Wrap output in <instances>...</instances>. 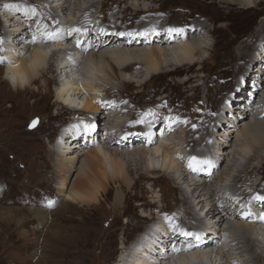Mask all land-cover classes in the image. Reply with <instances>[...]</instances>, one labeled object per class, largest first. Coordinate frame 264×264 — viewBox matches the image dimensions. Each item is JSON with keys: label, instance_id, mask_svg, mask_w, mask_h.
Masks as SVG:
<instances>
[{"label": "rangeland", "instance_id": "rangeland-1", "mask_svg": "<svg viewBox=\"0 0 264 264\" xmlns=\"http://www.w3.org/2000/svg\"><path fill=\"white\" fill-rule=\"evenodd\" d=\"M3 1L4 0H0V8L2 7L1 4L5 6ZM58 1L54 0V3L50 5L54 11L55 8L57 10L61 4V1ZM94 1L95 0L84 1V5L89 8ZM98 1L100 2V0ZM103 1L104 3L101 6L98 4L99 7L97 6L93 12V14L97 13L98 24H96V26L103 27L100 29L102 33H111L110 27L111 25L112 27L114 26V23L111 21L112 19L117 22L119 27L125 28L126 31H130V29L132 30L135 27L137 21L141 20L140 16L142 14H153L155 17L151 25H163L164 31H168L170 28L180 30L182 27L188 28L191 26V32L195 35L196 29L198 28L200 30V28L205 25L204 27L206 29L204 30L202 28L201 34L206 30H209L211 33L208 37L207 35H203L205 37L204 50L195 56L194 61L190 63L186 62V64L180 67L174 68L172 66L171 62L173 59L171 57H165L164 60L166 61H163V63H161L162 67L159 65L157 70H153L151 64L147 63L149 66L145 64L142 68L144 73H140V70H136L134 68L136 64H134L128 72L121 73L123 79H125L122 83L120 80L116 82L113 79L109 69L104 67L105 65L97 66L99 70H103L102 73L99 72L97 76L101 78V76H104L103 74L110 75L104 78H106V80L110 78L111 84L119 85L118 87H114L110 92L114 93L112 96L113 100H119V103H121L119 105L129 106L131 113L133 112L135 114V118L130 122L125 134H134L133 132L141 134L142 129L134 130V128L138 127L140 124V122L135 121H137L139 117H143L149 108L160 110V120L166 115H170V124H173L174 120L176 123L174 127L176 128L178 125L176 129L180 130V132H177L182 133V135L180 136V134L176 133L173 137L168 135L169 143H171V145L180 143V146H182L181 152H183L182 154L184 156L181 153L176 154L177 150L171 148L167 158L176 162V167L172 166V169L176 168L174 169V172H176L174 175L175 177H178L180 174L182 175V171L184 170V173L188 174L190 171L188 166L189 163L194 157H198L196 153L202 155L206 153V147L208 143H210V139L217 143V141H215L216 136L221 140H227L228 138L229 133H225V130L234 124L232 118H228L230 109L228 107L221 108V112H225L227 115L223 113L224 115L221 114L223 119L219 116L217 119L218 121H213L214 113L217 111L219 103L227 94L228 96L231 94V99L233 101L229 104L230 107L231 104H238L239 102L236 103V101H239L237 96L240 93V83L252 73H250V69L257 70V68H263L259 65L260 62H258L257 59L264 51V0H252V6L246 5V2L250 0H243L242 6H238L237 3L233 6L226 1L224 2V0H153L152 2H145L143 7H137L134 2L133 5H131L132 3L130 1ZM23 7H26L27 10L30 8L26 5H23ZM30 10L29 12H33L32 8H30ZM0 14L3 15L2 12H0ZM55 14L61 19H66L67 27H70L72 23L75 25L76 18L80 16V14L78 15L75 13L78 15L76 17L73 10H70V12L67 11L66 17L60 16L58 11H56ZM136 14H140V16H135ZM70 16L73 17V19ZM1 18L3 19V17ZM69 18H71V23L69 22ZM156 18L161 22L157 24ZM1 22L0 45L3 46L4 44L2 41H5L1 39ZM96 26L94 25L93 30L97 28ZM65 29L67 33H69V28ZM122 32L123 31H121V33ZM152 32L157 35L152 29H146L141 34L148 35ZM253 34L255 36H253ZM188 37L189 40H193L192 35ZM185 41L186 40H184V42ZM19 43H15V47H17L16 51L21 53V49L18 48L22 46H18ZM243 43L245 44L243 45ZM177 44L180 47L177 46ZM246 44H252V46L250 45V47L247 48L249 52L246 49L240 53L236 51L237 49H242ZM40 45L44 47L42 43H40ZM56 45L57 44L50 45L51 50L55 51L57 49ZM1 46L0 61L3 60L2 56L4 57L1 52ZM174 46L175 48L173 47L170 49L172 54L176 53L175 55L178 56L183 45L181 42H178ZM32 47L35 48L34 45H31L30 48L27 49V52L21 53L24 55V58L31 56ZM65 47L70 49L72 45L67 44L64 46V49H66ZM60 48L62 49L63 46ZM146 48L150 49L151 47ZM94 49H92L91 52H94ZM158 49L166 50L168 48ZM47 50L44 51L50 52L49 49ZM176 50L178 51L176 52ZM242 55L243 57H241ZM248 55L249 57L245 58ZM59 61L61 60L57 56L53 62L57 71H61V69H57V67H59ZM241 64L246 65L249 73L244 76L240 75V72L236 80L233 76L236 75L237 71L239 72ZM95 66L92 65L90 61L88 62V68L92 67L90 70L96 71L97 68ZM7 67L12 68L14 65L11 63L9 64V61L5 57L3 63H0V213L10 212L13 219L9 224L0 220V264H122L119 262L124 258V255H122L124 248H128L129 251L131 250L128 254L129 257L138 255L137 258H141V255L136 253L137 251H135V249H132L144 238V236L140 234L145 229H153L155 227V223L151 225H149V223L151 219L153 220L159 213L171 215L168 216V218L172 217L178 209H181V207L183 208L182 203H184V197L187 201L189 200L187 203H189L192 212L195 210L193 204L195 196L191 194L189 190L190 184L194 182L191 177V182L175 181L182 192H180L181 190L176 184H167L166 181L160 178L157 180L154 179L158 176L164 177L165 170H168L167 168L170 166L168 161H164L159 155L150 157V161H152L157 172L151 175V178L141 183L136 176L135 178L132 177L137 183L130 192L126 191V193H124V191L122 192L116 189V186L108 184L103 193L97 197V201L93 203L80 205L72 201H68L69 203L65 202L76 177H81L87 172L93 174L86 165L84 166V164H81L83 160L87 159L84 153L92 148H105L104 145L99 146L97 143H94L89 148L82 150L84 156L78 160H82L81 163L79 166L75 164V170L67 175L65 186L61 187V190L59 189L57 182L58 177H55L56 174L52 165V153L56 150L55 146L58 145L59 136L61 131H63V129L58 131L57 127L60 122L64 120L65 116L68 115L67 113L72 110L63 106L62 97L67 93H65L64 89H66V91L73 89L71 86L72 84H84V74L79 73V69L70 68V71L75 74L70 77H65L64 74L69 70H62L61 74H63V76H61V82L58 79L56 80L53 72H49L47 74L48 78H55L56 81L46 86V80L41 79L42 85L47 87V93L45 88V90L43 89V91H41L42 88H37V85H32L30 90L40 91L42 95L29 96L22 88H11L3 72ZM134 72L138 74H133ZM11 77L12 76H10V78ZM96 77H94V79L98 78ZM258 90L248 91L249 94L247 95L253 97L249 102H252L254 97L256 102L258 101L260 97L257 96L260 95ZM58 92L62 93L63 96L60 97L62 94L58 96ZM83 93L85 94L83 97H77L74 94L69 95L68 102H74L73 107L76 113L79 112L84 105L85 98H87L86 95L92 94L87 90H84ZM104 95L105 93L101 94L99 96L101 97L100 99H102ZM58 99L60 102L62 101L63 104L59 102V105H55L54 103ZM240 99L243 100V98ZM140 107L141 109L138 110ZM159 112H157V114ZM104 115L105 113L100 112L99 119L94 125V130L98 132L97 134L99 135H102L101 128L105 122L102 121ZM128 116L129 114L119 117L122 121L125 120V123H127V118L130 117ZM33 120H37L38 123L34 129H29V125ZM157 120L158 118L151 122H157ZM242 120H244V118H242ZM212 121L213 126L217 124V127L215 130L210 131V129H212V126H210ZM235 121L238 122L237 119ZM242 122L243 121L235 123L236 125L230 129L237 130V133L232 136L230 142L227 140V144L229 143V145L220 150L221 156L225 158V167L223 166L219 170V173L226 168L229 162L230 164L238 165L230 173V179L226 181V177H223L220 183L219 177L217 176L213 179L212 173L210 172L208 177L209 179L212 177L211 180L214 181L207 186L212 189L211 191L215 190L213 194L218 193L220 189L224 191L226 187L233 197L238 195L237 197L235 196L238 198V211H243L245 209L244 204L248 202L239 200L242 197L237 193V185L240 186L241 189L243 186L254 184L256 181H261L264 185V161L258 158L255 159L254 156L251 157L250 160L246 151L243 152L241 149L243 146V138L242 135L238 133L244 125V123L240 124ZM164 123L166 124L165 121L159 123L156 128L164 126ZM219 124L221 127L218 128ZM260 125L261 133L264 134V123H260ZM80 129L83 130L82 127H80ZM246 131L248 134H251L249 128H246ZM216 133H218V135ZM56 136L58 137L56 138ZM157 136V142L159 143V141H161L159 132ZM186 136H190L195 144L193 143L192 145L191 143L189 145L185 139ZM71 141L72 140H70V142ZM77 141L78 139H75L72 142ZM215 147H219L218 144L217 146L215 145ZM133 148L134 149L132 150L131 148L129 152L136 149L135 147ZM188 149L193 150L194 153L187 154ZM217 155L220 156V153ZM77 156L80 157L82 155L78 152L76 154V157ZM107 156L109 155L105 154L106 158ZM252 163L253 166L259 169V175L254 176L255 178H242L240 184H236V174L240 173L245 165L248 166ZM101 165L107 172H110L109 160L106 159L104 164ZM158 170L162 171L160 172ZM139 177H143V174L139 175ZM197 179L200 181L199 178ZM197 179L195 181H197ZM202 189H204V187H202ZM261 189L262 187L259 191ZM117 192H119L120 199L115 198ZM218 195L222 196V193L219 192ZM49 202L53 203L51 208L47 207ZM117 202H119V208L115 207V203ZM140 205H142L143 210L141 207L139 208ZM185 207L187 208L186 204ZM34 210H39V213H42L46 217H33L32 212ZM197 210L198 209L195 211ZM141 211H143L144 214ZM234 213L238 214L236 211ZM140 220H146L149 223H142ZM162 221L163 220H161V222ZM237 221H228L226 223L228 226L226 224V227L224 224L221 226V228H225H223L224 232L221 234V237L223 240L225 238V240L221 242L225 244V247L229 245L227 248H233L232 251H228L226 248V254L223 249L219 257H222V259H220L219 262L223 263L226 261V264H229L234 258L230 264H264V256L262 254L264 251V248H262L264 246V238L261 236L259 237L257 234L256 237H253L254 241L256 240L255 243L258 241L257 245L261 247L262 250L256 249L255 246L253 249L250 248L248 245L249 242L245 240L246 237L240 234L242 231L238 230L236 227L233 229V226H235L234 222ZM197 222H199L198 219ZM172 232L175 233V229H173ZM226 234L227 236H224ZM236 235L238 237L240 236L239 238L241 239L243 237L245 243L241 239L237 241ZM238 242L240 243L239 245ZM231 244L233 246H231ZM245 250H247V252ZM240 251L241 253H238ZM255 251L256 253L259 252L256 254L254 253ZM236 253L237 256L234 257ZM246 253L248 254L245 257ZM229 255H233V257H231L232 259H229ZM125 257L128 258L127 256ZM246 258H248L249 261H246ZM207 261L211 263V259L205 257L203 264H210ZM129 262L132 261L128 258L125 264H129Z\"/></svg>", "mask_w": 264, "mask_h": 264}, {"label": "bare ground", "instance_id": "bare-ground-1", "mask_svg": "<svg viewBox=\"0 0 264 264\" xmlns=\"http://www.w3.org/2000/svg\"><path fill=\"white\" fill-rule=\"evenodd\" d=\"M53 1L54 0H4L3 2L5 6L1 4L2 10L0 8V12H2L3 14L2 15L3 19L0 17V20L2 22L1 21L0 22H1V30H2L1 39L4 40L5 42L2 41L4 45L3 46L0 45V46L2 49L1 52L4 55V57L2 56L3 58L2 61H4L6 57V59L9 61V64L11 63L14 65V67L12 68L7 67L3 71L5 78L9 81L11 88L13 89L22 88L23 91L29 96H37L38 94L42 95L40 91L30 90V87L32 85H37V88L39 87L42 88L41 91H43V89L45 88L47 93V87L42 85L41 79L46 80V86L50 85L52 82L55 83L57 79L62 82L61 80V76H63V74H61L62 70H66V69L69 70L64 74L65 77H70L75 74L72 71H70V68L79 69V73L84 74L85 82L83 85H81L80 83H78L77 85L72 84L71 85L73 87V89H71L72 91L71 90L66 91V89H64L65 93L67 92L64 97H62L63 96L62 93L58 92L59 93L58 96L62 94L60 95V97H62V101L64 104L62 103V101L60 102L59 99L56 100L54 103L55 105L57 104L59 105L60 103H62L65 108L67 107L69 109H72L67 113L68 115L65 116L64 120L60 122V124L57 127L58 131L62 129L63 131H61V134L59 136V140L57 143L58 145L55 146L56 150L54 151L52 150L53 151L52 165H53V170L56 174L55 177H58L57 182L59 185V189L65 186V182H67L66 180L68 177L67 176L68 173L75 170L74 169L75 164H78L79 166L82 160L81 161L78 160L79 158L83 157L85 154L87 156V159L83 160L81 164L82 165L84 164V166L86 165L93 173L90 174V172H87L83 174L81 177L78 176L76 177V180L73 181V184L67 196V200L65 202L72 201L73 203H79L80 205L93 203L97 201V197L100 196L101 193H103L104 189L107 188L108 184H112L116 186V189L122 192L124 191V193H126V191L130 192L137 183L136 180L134 181L132 179V177L135 178L136 176L138 181L141 183L142 181L151 178V175H154V173L157 172V169H155L152 161H150V157H156V155H159L160 157L163 158L164 161H168V164L170 166L167 168L168 170H165L166 172L164 173L165 174L164 177L158 176L154 179L157 180L158 178H160L166 181L167 184H176L175 181L177 180L180 182H191L190 180L191 177L194 182L190 184L189 190L191 194L195 196V200L193 203L194 209L195 210L198 209V210L197 211L194 210L192 212L189 203H187L189 200L187 201L186 198L184 197L183 199L185 200H183L184 203H182L183 208L181 207V209H178V211L175 214H173L172 217H169L170 219L168 218V216L171 215H164L159 213L160 215L158 214L157 216L154 217L153 220L151 219L150 223L146 220H140L142 223H149V225L155 223V227L153 229L150 228L145 229L140 234L143 235L144 238L141 241L138 239L140 242L134 246L135 248L132 249V250L135 249V251H137L136 253L141 255V258H137L138 255H135L134 257L133 256L129 257L128 254L130 253L131 250L129 251L128 248H124V251H122L123 252L122 255H124V258L123 260H120L119 263L125 264V262H127V259L129 258V260L132 261L129 262V264H197V263L203 264V262L205 261V257H208L211 259V263L208 262L210 264H226V261L223 263L219 262L220 259H222V257L221 258L219 257L222 254L223 249L225 252V249L229 246L228 245L227 247H225V244L221 242L223 240L221 234L224 232L223 230L224 227L221 228V226L224 224V226L226 227L227 225L226 223L228 221H237V220L240 223L238 221L234 222L235 226H233V229L234 227H236L238 230L242 231L240 234L246 237L245 240L249 242L248 245L250 248L253 249V247L255 246L256 249L258 248L259 250L260 249L262 250L264 246L262 248L258 247L257 245L258 241L255 243L256 240L254 241L253 238L256 237V234L259 235V237L261 236L264 238V220L260 219L261 216H264V202H261L256 199L258 196L264 197V185L262 184V182L256 181L254 184L243 186L242 189L240 188V186L237 185L238 187L237 193L239 194L240 197H242L241 198L242 200L241 199L239 200L242 202L244 201L248 202L244 204L245 209L243 211H238V205H237L238 198H236L238 195L237 196L235 195L236 197L235 196L233 197L226 187L224 191L218 189L219 190L218 193L213 194L215 190L211 191L212 189L210 187L208 188L207 186L209 184H212V181H214L211 180L212 177L213 179H215L218 176L219 183L222 182L223 177H226L225 178L226 181L230 179L231 177L230 173L238 165V164H230V162L229 163L226 162L228 163L226 165V168L219 173V170L225 165V160H224L225 158L221 156L222 154L220 150L227 147V145H229V143L227 144V140L228 142H230L232 136H234L235 133H237V130H230L234 127V125H236L235 123H239L240 121H243L240 124L244 123L242 129L238 133L242 135L243 138L242 139L243 146L241 148L242 151L243 152L246 151V154L247 156L249 155L250 160L251 157L254 156L255 159L258 158L264 161V155H263L264 134L261 133L260 130L261 128L260 123H264L263 121L264 120V51L262 54L259 55V58L257 59L258 62H260L259 65L262 66L263 68L260 67L261 69L257 68V70L250 69V73L251 72L252 73L249 74L246 77V79L240 83V88H239L240 93L237 96L239 98L238 99L239 101H236V103L237 102L239 103L235 105L231 104L230 107L229 104L233 100L231 99V94L229 96L227 94L224 97V99L219 103L217 111L214 113L213 121L217 120L219 116L223 119V116H221V114L223 113L225 114V112L222 113L221 108L228 107L230 109L229 110L230 115L228 118H232L234 124L230 128H227L225 130V133H229L227 140H221L218 138V136H216L215 141H217V143H215L210 139V143H208L206 147V153L204 155L196 153L198 157H194L196 161L201 162V163H196L194 165L196 171H192L190 169L189 173L187 172L188 174H186L184 173L185 172L184 170L182 171V175L180 174L178 175V177H175L174 175L176 174V172H174V169L176 168L172 169V166H175L176 162L171 159H168L167 157L170 153L171 148L177 150L176 154L179 153L182 154L183 152H181L182 146H180V143L173 145L169 143L170 141L168 139V135H171L173 137L175 136L176 133V134H180L181 136L182 133H179L180 130L176 129L178 128V125L176 128L174 127L176 123L173 119H172L173 124H170L171 123L170 115H166L164 118L160 120V114H161V112H159L160 110L149 108V110L143 115V117H139V119L135 121V122H140V124L138 125V127H135L134 130L136 131L142 129L141 134L138 132H133L134 134H130V133L125 134L126 130L129 127L130 122L134 120L135 114L133 112L131 113V109L129 108V106L119 105L121 104L119 103V100H113L112 96L114 95V93H110V92L114 89V87H118L119 85L111 84L110 78H108L107 80L106 78H104L110 75L103 74L104 76H101V78L100 76H97L99 75V72L102 73L103 71L102 69L99 70L97 66L105 65L104 67L105 68L107 67L109 69L113 79L116 82L120 80L122 83L125 81V79H123L121 73L128 72L134 64H136L134 67L136 70H140V73H144L142 71L143 70L142 68L144 67L145 64L147 63L151 64L153 66L152 69L157 70L159 65L160 67H162L161 63H163V61H166L164 60L165 57H171L173 59V61L171 62L172 66L174 68L180 67L186 64V62L190 63L194 61L195 56L201 53L202 50H204L205 37L203 35H207V37L210 36L211 34L210 31L206 30L203 31V33L201 34L202 30L203 29L205 30L206 28L204 27L205 25L202 26L203 29L200 28L199 26L201 31L197 28L194 35L191 32L192 28L190 26L188 28L182 27V29H180L179 35L175 33L170 35L168 31L163 30L164 27L163 25L155 26L156 25L155 23H154L155 25H151V22L155 17L153 16V14H147V15L142 14L141 16L140 14H136L135 16L139 15L141 20L137 21V24L132 30L130 29V31H126L125 28L119 27L117 22L114 21V19H112L111 21L114 23V26L112 27L111 25L110 27L111 33L107 34V32L102 33V31L100 30L103 27L96 26V24H98L97 13L93 14L94 9L97 8L98 4H100L101 6L104 3L103 0H100V2L102 1L101 3L98 0H95L92 3V5L89 6V8H87L84 5V1L86 2L89 0H59L61 1V4L57 8V10L55 8V11L50 7L51 3L52 4L54 3ZM124 1H130L132 3L131 5H133L134 2L137 7H143V4L145 2L147 1L152 2L153 0H119V2H124ZM225 1L233 6H235V3H237L238 6L239 5L242 6L243 4V0H224V2ZM252 3H253L252 0H250L246 2V5L252 6L251 5ZM23 5H26L28 8L29 7L32 8L33 12H29L30 8L29 10H27V8L23 7ZM70 10H73L74 14L75 13L78 15L80 14V16L76 18L74 23L75 25H73L72 23L70 27H67L66 19L65 18L61 19L58 15L55 14V12L58 11V13H60V16L62 15L66 17L67 11L70 12ZM78 15H76V17ZM71 18L73 19V17ZM71 18H69V22ZM155 20L157 21V24L158 22L159 23L161 22L157 18ZM94 25L97 28L93 30ZM65 28H69L68 29L69 33H67ZM77 28L81 30L79 33L72 32L73 29H77ZM146 29L154 30L157 33V35L153 34L154 32L148 35L141 34ZM121 31L123 32L121 33ZM45 33H58L59 35L55 39V41H49L46 39ZM191 35L193 37L192 38L193 40L188 39L189 38L188 36ZM253 36L255 35L253 34ZM195 37H199V38H195ZM34 38H35V42L33 43ZM184 40L186 41L184 42ZM178 42H181L183 46L180 50V54L176 56L175 55L176 53L172 54L171 49L173 47L175 48L174 45ZM199 42H203V43H199ZM15 43H19L18 46L20 45L22 46L18 48L21 49L20 50L21 53L27 52V49H29L31 45L32 46L34 45L35 48L32 47L33 49L30 57L24 58L23 54L16 51L17 47H15L16 46ZM40 43H42L44 47L41 46ZM54 44H57L56 45L57 49L55 51L51 50L50 48V45H54ZM67 44L68 45L71 44L72 47L69 49L66 48L67 47L66 46L65 47L66 49H64V46ZM244 44L245 43H243V45ZM93 45L95 46V49ZM250 45L252 46V44H246L242 49H237L236 51L239 53L242 52L244 49L248 51L247 48H249ZM62 46L63 48L61 49L60 47ZM177 46L179 45L177 44ZM146 47H151V48L148 49ZM41 48L43 51L41 50ZM158 48H168V49L163 50ZM47 49H49L50 52L44 51ZM92 49H94V52H91ZM177 51L178 50H176V52ZM249 55L246 56L245 58H248ZM57 56L61 60L59 61V67H57V69L59 68L61 69V71H57L53 65L54 64L53 62L55 58H57ZM241 57H243V55ZM167 60L171 61L169 59ZM89 61L91 62L92 65L94 66L96 65L95 66L97 68L96 71L90 70V68L92 67L88 68ZM240 66L241 68H239L240 69L239 72L237 71L236 75L233 76L234 78H236V80L240 72H241L240 75H244V76H246L249 73V70L246 67V65L241 64ZM9 69H14L15 71L10 72ZM49 72L54 73L56 80L55 78H48L47 74ZM133 74L137 75L138 73L134 72ZM10 76L15 77L17 81V85L15 87L11 83ZM94 77H96L97 79H94ZM20 81L26 82L23 87L20 86ZM84 90H87L92 94L88 96L86 95L87 98H85L84 105L82 106L81 110L76 113L73 107L74 102L72 101L70 103L68 102L69 95L74 94L77 97H81V96L83 97V95H85L83 93ZM249 90H253V91L258 90L260 95L257 96L260 97L257 102L255 97L252 102H249L251 101V98H253L247 95L249 94L248 92ZM103 93H105V95L102 99H100L101 97L99 96ZM240 98H243V100ZM140 109L141 107L138 108V110ZM100 112L105 113L102 120L105 121L103 123V127L101 128L102 135L97 134L98 132H95L94 130V125L96 121L99 119ZM157 112L159 113L157 114ZM126 114H129L130 116V117L128 116L129 118H127V123H125V120L122 121V119H120V117H123ZM157 118H158L157 122H151L152 120H155ZM242 118H244V120H242ZM236 119L238 122L235 121ZM163 121H165L166 124L164 123L165 124L164 126L162 127L160 126L156 128L157 125H159V123H162ZM213 121L212 124L210 125L212 126V129H210V131L215 130L217 127V124L213 126ZM89 125L91 126L90 129L86 127ZM80 127H82L83 130H81ZM219 127H221L220 124L218 128ZM246 128H249L251 134L247 133ZM158 132H159V137L161 138V141H159V143L157 142ZM216 134L218 135V133ZM57 137L58 136H56V138ZM75 139H78V141L72 142ZM185 139L187 140V143L189 145L191 143L193 145L194 142L190 136H186ZM70 140L72 141L70 142ZM94 143H97L99 146L104 145L105 148L103 147L99 149L92 148L90 150H87V152L84 153L83 155L82 150L89 148ZM217 144L219 147H215V145L217 146ZM133 147H135L136 149L134 151L129 152L131 148L132 150L134 149ZM78 152L82 156L76 157V154ZM193 153H194L193 150L188 149L187 154H193ZM219 153L220 156L217 155ZM105 154L109 156H107L106 158ZM106 159L109 160L110 172H107L106 169L101 165L104 164ZM203 161H211V167H209L207 164L202 163ZM203 167H205V169L208 168L210 170L209 173L210 172L212 173V177H210V179L208 177L209 176L208 174L206 175L202 174L204 170ZM258 170L259 169H257V167L253 166V163L248 166L245 165L244 169L240 173L236 174L237 175L235 179L236 184H240L242 178L248 179L249 177H254L259 175ZM158 171L161 172L162 170H158ZM142 174L143 177H139V175ZM197 178H199L200 181H198ZM196 179L197 181H195ZM176 186L181 190L178 184H176ZM202 187H204L205 190L202 189ZM261 187L262 189L259 191ZM180 192H182V190ZM219 192L222 193V196L218 195ZM117 193L115 194V198L120 199L119 192ZM185 204L187 205L188 210L185 207ZM115 207L119 208V202L115 203ZM140 207L142 208V205H140L139 208ZM234 209L238 214L234 213L235 212ZM32 214H33L32 216L36 218L37 217L40 218V216H44L42 213H39V210H34ZM196 218L199 220V222H197ZM12 219L13 218L10 212L0 213V220L5 222L6 224H9L12 221ZM161 220L163 221L161 222ZM173 229H175V233L172 232ZM181 231H188L198 234L201 237V239L199 241L195 240L194 237L185 239L184 237L178 235L179 232ZM237 235L236 237L238 241L241 238H239L240 236L238 237ZM224 236H227V234ZM243 239L244 238L242 237L241 240L245 243ZM172 243H176V244L174 246V249L171 251L170 248ZM239 244L240 243L238 242V245ZM231 246L233 245L231 244ZM232 248H227V250L232 251ZM245 251L247 252V250ZM226 253L227 252H225V254ZM238 253H241V251ZM254 253H256V251ZM247 254L248 253H246L245 257L247 256ZM262 254L264 256V251ZM174 255L176 256V258L173 260ZM125 256H127L128 258H126ZM236 256L237 253L234 257ZM229 257H228L229 259H232L231 257H233V255H229ZM245 260L247 261L248 258H246Z\"/></svg>", "mask_w": 264, "mask_h": 264}, {"label": "snow or ice", "instance_id": "snow-or-ice-1", "mask_svg": "<svg viewBox=\"0 0 264 264\" xmlns=\"http://www.w3.org/2000/svg\"><path fill=\"white\" fill-rule=\"evenodd\" d=\"M80 31L81 30L78 29V28L72 30V32H74V33H79ZM168 32H169L170 35L173 34V33H175L177 35L180 34V30H178V29H172V28H170L168 30ZM58 35H59L58 33H45L46 39L49 40V41H55V39L58 37ZM121 35H123V34H121ZM34 42H35V38L33 39V43ZM0 63H3V61H0ZM37 123H38V121H33L31 127L35 128ZM86 127L89 128V129L91 128L90 125L89 126H86ZM196 163H201V162H198V161L195 160V158H193V160L189 163L188 166H189V168L192 171H196V168L194 167V165ZM202 163L207 164L209 167H211V161H203ZM256 199L259 200V201H261V202H264V197H259L258 196ZM52 206H53V203L52 202H49L48 205H47V207H49V208H51ZM260 219L261 220H264V216H261ZM178 235L184 237L185 239H189V238H193V237L197 241H199L201 239V237L198 234H195V233H192V232H188V231H181V232H179Z\"/></svg>", "mask_w": 264, "mask_h": 264}, {"label": "clouds", "instance_id": "clouds-1", "mask_svg": "<svg viewBox=\"0 0 264 264\" xmlns=\"http://www.w3.org/2000/svg\"><path fill=\"white\" fill-rule=\"evenodd\" d=\"M9 71H15L14 69H9ZM11 83L12 85L15 87L17 85V81L15 79V77H11ZM25 81H20V86L23 87L25 85Z\"/></svg>", "mask_w": 264, "mask_h": 264}, {"label": "water", "instance_id": "water-1", "mask_svg": "<svg viewBox=\"0 0 264 264\" xmlns=\"http://www.w3.org/2000/svg\"><path fill=\"white\" fill-rule=\"evenodd\" d=\"M33 121H37V120H33ZM33 121L30 123V125H29V129H34L33 127H31ZM36 125H37V124H36Z\"/></svg>", "mask_w": 264, "mask_h": 264}]
</instances>
